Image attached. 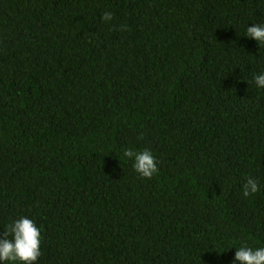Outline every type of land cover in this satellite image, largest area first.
<instances>
[{"label": "trees", "instance_id": "trees-1", "mask_svg": "<svg viewBox=\"0 0 264 264\" xmlns=\"http://www.w3.org/2000/svg\"><path fill=\"white\" fill-rule=\"evenodd\" d=\"M262 20L264 0H0V232L35 218L39 264L264 246V44L245 36Z\"/></svg>", "mask_w": 264, "mask_h": 264}, {"label": "clouds", "instance_id": "clouds-1", "mask_svg": "<svg viewBox=\"0 0 264 264\" xmlns=\"http://www.w3.org/2000/svg\"><path fill=\"white\" fill-rule=\"evenodd\" d=\"M105 22H111L113 14L105 12L102 15ZM246 37L254 39L259 46L264 44V20L246 26ZM257 89H264V71L253 77ZM123 157L132 161V167L142 179H151L158 174V159L150 149L136 151L132 148L123 150ZM120 159V157H119ZM261 191L260 181L252 177L246 178L241 194L244 198L255 196ZM43 226H38L35 218L21 216L6 225V230L0 232V264H39L42 255L41 243ZM232 264H264V246L251 247L240 244ZM230 248V249H231Z\"/></svg>", "mask_w": 264, "mask_h": 264}]
</instances>
